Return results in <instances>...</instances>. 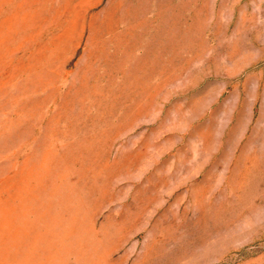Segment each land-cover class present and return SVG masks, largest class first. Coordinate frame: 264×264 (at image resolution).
I'll list each match as a JSON object with an SVG mask.
<instances>
[{"label": "rangeland", "instance_id": "rangeland-1", "mask_svg": "<svg viewBox=\"0 0 264 264\" xmlns=\"http://www.w3.org/2000/svg\"><path fill=\"white\" fill-rule=\"evenodd\" d=\"M0 264H264V0H0Z\"/></svg>", "mask_w": 264, "mask_h": 264}]
</instances>
